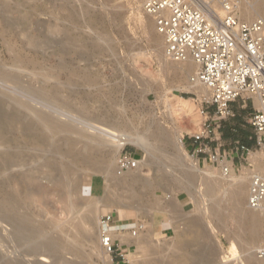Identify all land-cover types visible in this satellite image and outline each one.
Returning a JSON list of instances; mask_svg holds the SVG:
<instances>
[{"label":"rangeland","instance_id":"1","mask_svg":"<svg viewBox=\"0 0 264 264\" xmlns=\"http://www.w3.org/2000/svg\"><path fill=\"white\" fill-rule=\"evenodd\" d=\"M5 1L0 0L1 93L7 95L12 94L18 99L24 100L36 108L41 109L43 114L52 115L55 119L68 122L89 134L95 133L107 142L112 138L110 134L112 135L115 132H133L148 128L155 129L157 127L165 130L167 135L169 134V142L172 139L174 140V135L176 132H179L186 147L187 143L190 142V136L199 131L201 125L206 120L207 117L201 113V104L197 97L200 93L192 88L188 81L189 77L183 74L175 75L167 72L162 67V58L157 53L156 47H154L151 40V34L155 31L151 22H148L147 29L143 28L144 23L141 17H145L143 11L144 0H61V2L60 0H13L14 3L12 0ZM7 1L12 5V10L2 7L4 6V2L8 4ZM17 1L23 7L19 3L15 5ZM64 6H66L65 9ZM2 9L8 11H2ZM3 14H7L5 15L6 17ZM30 15L31 17H29ZM7 17H10L11 20L10 18L8 20ZM20 21H23V25ZM17 23L20 25H17ZM75 23H79L80 25ZM63 28L66 30H62ZM45 35L48 36L46 37ZM38 37H41L40 40H38ZM70 37L72 40H67ZM60 39L61 41H59ZM18 61L24 63L23 67L20 70L12 69ZM36 67H44L50 72L47 75H43ZM9 73H13L17 77V83H12L7 80ZM43 94L47 95V98ZM241 102L242 100L238 99L233 104L239 106ZM248 104L251 106L250 102ZM231 108L234 115L222 120L221 127L217 130L218 132L222 127L226 128V131H224L226 134L225 142H228L229 145L226 144L223 147L227 150L234 147V145L230 144V141L234 137L249 138L250 136H255L254 129L250 124L253 109H250L247 114L240 117V109L237 110L233 106ZM38 120H43V118L38 116ZM36 122L38 121L31 123L30 126L33 127ZM85 122H89L93 126L88 127ZM236 125L239 126L237 131L234 130ZM219 141L223 140L221 139ZM112 143L113 141L110 140L109 146L105 150L107 151V148L110 149V147L112 149L111 167H114V174L123 175L117 171V155ZM41 144L43 145L41 142L40 145L38 144L40 148H42ZM8 146L10 147V145ZM126 146L127 150L135 153L139 160L144 158L143 151L138 149L134 144L129 143ZM37 149H35V152H33L34 150L31 151V154L33 156L35 155L34 158H36L37 162L34 163V159L31 166L33 164L36 165H33L31 168L38 172V165L41 164L39 165L40 168L45 165L43 167L44 170L43 168H41L42 170L39 168V171H45L46 173L50 171L49 174L53 173L55 177L60 178L59 176L62 175V178L67 179L68 174L66 173L67 176L66 174V177L64 176L63 172H61V166L62 164L66 165L67 162L71 163L73 158L68 155L63 157L60 153L52 154L49 151ZM164 149L169 155L163 156L162 160L164 161L162 165L160 161L149 164L139 163V166L136 167L146 182L150 183L149 190H147L146 185V187L139 185L142 187H135L133 189L134 195L130 196L129 194H125L128 193V190L124 188L122 189L125 192L122 189L117 192L116 188H109L107 194L110 198L113 194L118 193L120 197L124 196L122 198L126 202L125 204H131L130 207L118 205L113 200H106L101 196V194H104L102 189L107 187V171H99L95 174L87 168L86 171L82 170L83 166L81 164L79 166L77 165L78 167L73 166L72 168L76 170V174L79 173L78 175L83 182L86 181L84 178L93 177V179L87 184H84L83 190L80 193L78 192L79 194L76 193L78 195L74 194L72 198L71 195L73 193H70L71 201L74 199L80 205L77 209H71V204L67 206L69 202L64 204L62 193L57 189L49 194L47 200L48 207L50 208L49 213H51V210L54 213L56 212V215L48 213L46 216V213L45 215L37 213L38 210L39 212L44 210L45 206L43 205V207L37 205V210L35 207L32 208L37 213H34V219L39 225H36L34 230L38 233L40 232L39 240H43L44 243L48 241H60V236H57L60 235L57 229L58 227H56V223L52 225V221L55 219L54 216H56L54 222L62 219L60 221L67 223V220L71 218L72 220L69 222L71 225L74 222L73 218L76 217L75 215L79 213V210L82 214L83 211L86 213L88 204L94 200H98L101 209L107 208L105 212L101 213L99 219L107 212L113 211L117 219H121L125 215V220L142 224L141 226L139 225L140 230L136 236H133L132 233L126 234V241L135 245L130 249L132 264L137 262L142 264H183L181 261L187 264H250L248 253L252 251V254H257L258 248H256L255 244L258 246L261 243L259 242L260 244H257L250 240L242 243L240 238L235 235L239 223L236 221L234 207H232L231 194L227 191L223 195L226 203H222L219 210L212 209L213 197L207 191L205 180V178L211 179V177H207L206 174H202L196 170L193 171L192 169L188 172L187 167H184L182 163L181 165L171 163L170 161H172V154L175 148L166 144ZM252 150L253 152L248 160L249 163L244 161L240 162L238 159H235L236 169L231 172L243 176L248 187L253 169L264 171V166L259 164V161L264 162V146L254 144ZM39 155L41 159L43 157L44 159L39 160ZM47 156L50 157H48L49 160L46 158ZM168 156H170V159ZM195 159L198 160V158ZM51 161H55L53 162L55 166L51 165L53 164ZM59 161L61 164H57ZM49 162L51 163L49 164ZM156 164H159V166ZM46 165L51 166L46 168ZM199 165L201 167H211L214 169L216 175L220 176L222 174V171L214 167L211 163L204 164L202 162ZM80 167L82 169L79 170ZM55 170L61 174L56 173ZM72 170L71 172H75ZM14 171H21V169L16 168ZM163 172L166 174V177L163 176ZM171 174L172 176H170ZM159 178H163L165 181L163 182ZM70 180L73 185L70 183ZM70 180L68 181L70 186L75 189H77L75 184L81 185V181L78 182L79 178L75 179L76 182L74 180L72 181L71 177ZM42 181L45 184L47 182L45 179ZM153 183L157 184L156 187ZM247 193L246 205L248 204ZM76 196H79V198L77 199ZM129 198L130 200H128ZM132 198L134 199L132 200ZM137 198L139 201L136 202ZM76 199L80 201L78 202ZM142 200L143 202H141ZM145 200L149 204L145 203L147 202ZM137 203H140L139 206L141 205V208ZM23 205L21 204V208H18L17 205L15 207L20 212L27 211L28 208ZM41 207L43 209L42 211L40 210ZM254 211L256 212V210ZM46 217L51 221L46 219ZM197 218H199V222ZM45 219L47 220L46 222H52L51 226L47 224L48 228H46ZM40 221L42 226L40 225ZM42 221H44V225ZM99 223L97 224L95 218L91 221L89 220L87 226L90 227L86 229L91 230L93 235L91 238L86 239L84 243L82 241V247L80 246V249H83V251L79 249L82 252L79 251L77 252L78 254L73 252L75 255L67 253L64 256L63 253L68 249L67 245L69 247L70 239H63L65 243L67 242L66 245L61 240L60 245L64 244V246L62 245L59 248L64 249H61L63 252V256L61 257L64 262L76 261L82 264H110L111 257H104V254L96 250V245L100 242ZM1 224V233H4V236H8L13 231V228L9 225L4 226ZM57 225L59 226V224ZM85 227L83 225L79 229L85 232L87 231ZM15 228L16 230L18 229L17 226ZM39 228L40 231L38 230ZM16 234L23 237L21 233ZM139 235L144 236L150 243L144 244L143 248L140 245L139 248L138 244L133 242ZM166 241L168 246L165 243ZM179 241L182 242L180 243ZM162 243L168 247L167 251L169 253L166 252L165 255L161 253H150V248L152 249ZM232 243L236 244L240 250L239 259L224 260L227 259L224 258L225 255L230 253L229 249L231 250L230 245H233ZM181 244L183 245V249ZM245 244H248L249 247ZM176 246H179V249H176ZM56 247L55 249H57ZM172 247L173 249H171ZM5 248L6 246H3V242L0 241L1 253L10 256L15 261V254L7 252L8 250ZM183 250L185 251L184 253H182ZM202 251L206 258L202 257L204 255ZM178 253L184 255H178ZM161 255L163 256L162 258L160 257ZM176 255L179 257L183 256L182 258L185 260L187 258L188 260L185 262ZM192 255L195 257L194 259ZM221 255L224 257L222 256L221 258ZM27 260L31 262L34 259L29 257ZM62 260L59 262L57 260V263H62ZM40 261L41 264L51 263V261L41 259Z\"/></svg>","mask_w":264,"mask_h":264},{"label":"bare ground","instance_id":"2","mask_svg":"<svg viewBox=\"0 0 264 264\" xmlns=\"http://www.w3.org/2000/svg\"><path fill=\"white\" fill-rule=\"evenodd\" d=\"M5 2H4V6H2V7L3 8L5 7L6 9L12 10V8H11L12 5L9 4L8 1H7L8 4ZM60 2H61V0H60ZM13 3H14V1H13ZM18 3L19 2L17 1V3H15V5ZM19 5H20V3H19ZM21 7H23V6H21ZM65 7L66 6H64V9H65ZM73 8H75V7H73ZM15 9L17 10V8H15ZM66 10H67V8H66ZM2 11H8V10L2 9ZM74 11L76 12V10H74ZM143 11L145 13V17L144 18L141 17V19L144 23L143 28L147 29L148 22H151V24L155 30L151 34V40H152V44L154 45V47H156L157 53L162 58L161 59L162 67L167 72H171L175 75H179V74L187 75V77H189L188 81L190 82L192 88H194L195 91L199 92L200 94L205 92L206 91L205 88L200 83H192V81H191V75L195 74L199 70V68H200L199 65L193 59H188L185 61H175V60L170 59L168 56H166L165 40H164L163 35L157 31L156 24H155L153 17L150 16L149 14H147L145 12L144 8H143ZM2 13H5V12H2ZM26 13H27V10H26ZM68 13H69V11H68ZM72 13H73V11H72ZM72 13H70V14H72ZM70 14H67V15H70ZM5 15H7V14H5ZM8 16H9V14H8ZM22 16H23V14H22ZM258 16L264 17V0H251L249 2H245L243 5V17L246 19H254L255 17H258ZM5 17H4V19H5ZM24 17H26V16H24ZM29 17H31V15ZM9 18H8V20H9ZM10 20H11V18H10ZM28 20H26V21H28ZM16 22H17V20H16ZM20 22L22 24L23 21H20ZM10 23H12V22L10 21ZM75 24L80 25L79 23H75ZM17 25H20V24L17 23ZM72 25H73V23H72ZM15 27H17V26H15ZM75 27H77V26L75 25ZM24 29H25V27H24ZM24 29H22V30H24ZM64 29L65 28H63L62 30H64ZM81 29H83V28H81ZM29 37H31V36H29ZM40 38L38 40H40ZM27 40H29V39H27ZM67 40H72V39L70 37ZM33 41H35V40L33 39ZM59 41H61V39ZM68 42H71V41H68ZM23 65H24L23 62L18 61L15 63V65L12 69H19L20 70L23 67ZM36 68H38L37 70H39L43 75H47L50 72L48 69H46L44 67H36ZM7 76H8L7 80H9L12 83H17V77L14 76L13 73H9ZM5 77H6V75H5ZM35 93H36V90H35ZM43 95L45 98H47V95H45V94H43ZM38 116L42 117L43 120H38ZM35 121H38V122H36V124L33 127H31L30 124L34 123ZM85 124H87L88 127L93 126L89 122H85ZM110 136H112V138H110L107 142L106 140L101 139L95 133L89 134V133L83 131L82 129L69 124L68 122L55 119L52 115L43 114L41 109L36 108L32 104L25 102L24 100L22 101L21 99H18L17 97H15L12 94L7 95V94L0 92V221L4 226L9 225L13 228V231L10 232L8 234V236H6V235L4 236L3 235L4 233L2 234L0 231V241L3 242V246H6L5 249L8 250L7 252L15 254V257H16V260L14 261L13 259H11L10 256H7V255L1 253V251H0V264H41L40 259L45 260V261H51L50 264H82V263H79L76 261H71V262L65 261L64 262L62 260L63 258L61 256H63V254L65 256V254H67V253L68 254H74L73 252H76L75 254H78L77 252H79L80 250L83 251V249H80V246L82 245V241L84 243V241H86V239L91 238L93 235L91 230H87L88 227H90V226H87L88 225L87 223L89 222V220L91 221L95 218L97 221V224H98L100 221L99 217H100L101 213L105 212L107 208L101 209V205L99 204L100 202L98 200H94L88 204V207H86L87 208L86 213H84L85 211H83L84 215L79 210V213H77L75 215L76 217L73 216L74 222L71 225L69 224V222L72 220L71 218L69 220H67L68 222L66 221L67 223L64 222L65 224L62 221H60L62 219H58L57 222H54V220L56 219V216H54V215H56L55 214L56 212L54 213L50 210V212L54 214L51 216L55 217L54 220L52 217H50L53 220L52 221L53 223L52 222L51 223H52V225L54 223H56V227H58L57 229L60 232V235H57V236L58 237L60 236L61 240L70 239L69 247L67 245L68 249L67 250L65 249L66 250V251H64L65 253H63L61 251V249H63V248H61V249L59 248L62 245L64 246V244L60 245V242H61L60 239H59L60 241L56 240L59 243H57L56 241H53V242H49V241L46 242L45 241L46 243H44L43 240H42L43 242L39 240L40 239L39 238L40 232L38 233L34 230V228H36V225H39V223L38 222H37L38 224L36 223V221L34 219V216H35L34 213L36 211L34 212V210L32 209L34 207L36 209L37 205H41V206L43 205V206H45L44 210L42 209V207H43L42 206L40 208V210L41 211L43 210V211L39 212V210H38L37 213H40L41 215H45V213H46V216H47V214L49 213V209H50L48 207V202H47L48 196L51 192H53L56 189L61 191L62 197H63L62 199L65 202L64 204H66V202H69V203H67V206L69 204H71V206H72L71 209L72 208L77 209L78 206L80 207V205L77 204V202H75L74 199H72V201H71L70 193H73L71 195V197L73 198L74 197L73 195L78 193V192L80 193V191L83 190L84 184H87L90 180L93 179V177H91V178H84L83 177L84 179H86V181L83 182L81 177L78 175L79 173L76 174L77 173L76 170H74L72 168L73 166L76 167L77 165L79 166V164H81L83 166V169L80 167L79 170L82 169V170L86 171L87 169H89L92 171V173H95V174H97L99 171L100 172H106L107 171L108 172L107 179H106V183H107L106 188L107 189L106 188L102 189L104 194H101V196L106 200H113L118 205H126V207H128V206L130 207L131 204L130 203L125 204L126 202L122 198L124 196L120 197V195H118V193L113 194V196H111V198H110L107 194L109 188L114 187L117 189V192H118V190L124 188V189L128 190V193H125V194H129L130 196L134 195L133 189L139 185H142V186L146 185L147 190H149L148 187L150 186V183L146 182L145 178L142 177L139 169H136V168L132 169L130 171L122 173L123 175H115L114 174V167H111L112 149L110 147V149L107 148V151L105 150V148L107 146H109L110 140L113 141L112 146L114 147V150H115L116 155H117L116 160H118V157H119L121 151L123 150V148L127 144L132 143L138 149L142 150L144 153L143 154L144 158L139 160V163H142V164L143 163L149 164V163H155V162L161 161L160 163L162 165V163L164 161V160H162L163 156L169 155L165 151L164 147L166 146V144L173 146V148H175V150H174V153L172 154L173 158H172V161H170L171 163H173V164L175 163L177 165H181V163H182V165H184V167H187L188 172L190 169H192L193 171L196 170L202 174H206L207 177L208 176L211 177V179L205 178V180H206L207 191L213 197L212 209H214V210L218 209L219 210V207L222 205V203H226V200H224L223 195L227 191L231 194L232 202H233L232 207H234V214L236 217V221L239 223L238 224L239 227L237 226L238 229L235 231V235L240 238L242 243H245L248 240H250L251 242H255L257 244L260 242L261 244L259 243L260 245H258V246L255 244L256 248H259L262 244H264V239H262V238H264V209L256 210V209L251 208L249 206V204L246 205V193L248 191L247 190L248 184H246L247 182L243 176H239V175H236L234 173H229L226 175L223 172H221L222 174H220V176H219V175L215 174L214 169H212L211 167H209V168L201 167L199 165L198 160L195 159L193 156H191L187 152L186 147L183 143V140L181 139L179 132L178 133L176 132V134L174 135L175 139L174 140L172 139L170 142L168 141L169 134L167 135L165 130L159 129L157 127H155V129L148 128L145 130H137V131H133V132L132 131L131 132H115L112 135L110 134ZM40 142L43 143V145H44L43 146L41 144L42 148L39 147ZM8 145H10V147ZM37 148L49 151L52 154L60 153L61 155H63V157L64 156L66 157L67 155L71 156L73 158L72 162L71 163L67 162L66 165L62 164L63 167L61 166V168H62L61 172H63L64 176L67 173L68 176L71 177L72 181L74 180L76 182L75 179L79 178L78 182L81 181V185L75 184V187L77 189L71 187L69 182H68L70 180V177L68 179L67 174H66L67 179H65V178H62L63 177L62 175H61L62 177L59 176L60 178H58V177H55V175H53V173L49 174L50 171H49V173L48 172L46 173L45 171L44 172L39 171V168H40L39 165H41L39 163H38L39 165L37 164L39 167L38 172L34 171L33 168H31V167L33 165H36V164H33L32 166H31V164L33 163L34 159H35L34 163L36 162V158H34L35 155L33 156L31 154L32 153L31 151L34 150L33 152H35V149H37ZM104 152H106V153H104ZM36 155H37V153H36ZM40 155H39V160L41 159ZM48 157L49 156H47L46 158H48ZM49 158H48V160H49ZM168 158L170 159V156H168ZM42 159H44V157ZM71 159H69V161H71ZM53 160H55V159H53ZM51 162H49V164ZM53 162H55V161H53ZM59 162L57 164H61V162L60 163ZM259 162H260L259 163L260 165L264 166L263 161H259ZM43 164H44V162H43ZM165 164H167V163H165ZM51 165L55 166L54 163ZM51 165H46L47 166L46 168H49ZM156 165L159 166V164H156ZM44 166L45 165H43V167ZM43 167H41V168H43ZM16 168H20L21 171H17V172L14 171ZM71 168L75 172H71V170H72ZM50 169H48V170H50ZM43 170H44V168H43ZM253 170H255V169H253ZM55 171H56V173H60V172H57V170H55ZM163 176L166 177V174L164 173ZM170 176H172V174ZM44 179L47 181L46 184L42 181ZM159 179H161V178H159ZM218 179H219V181H218ZM161 180H163V178ZM154 181L156 182V180H154ZM164 181H165V179L163 180V182ZM70 183L72 184L71 180H70ZM157 184H158V182H157ZM157 184H154L155 187ZM142 186H139V187H142ZM151 186L153 187L152 184H151ZM155 187H153V188H155ZM166 187H168V186H166ZM124 189H122V190H124ZM144 189L146 190V188H144ZM124 192H125V190H124ZM136 193H138V192H136ZM78 194H76V195H78ZM136 195H135V198H136ZM140 197H138V198L140 199ZM76 198L78 199L79 196L78 197L76 196ZM138 198H137L136 202L139 201ZM77 199H76V201L79 202L80 200H77ZM124 199H126V198H124ZM133 199L134 198H132V200ZM128 200H130V198ZM145 201H147V200H145ZM81 202H82V200H81ZM141 202H143V200ZM145 203L149 204L148 201ZM145 203H143V204H145ZM21 204H24L28 208L27 211H24V212L18 211V209L15 207V205H17L18 208H21ZM137 204L139 206L140 203H137ZM150 204H152V203H150ZM139 207L141 208V205ZM151 207H152V205H151ZM164 207H166V206H164ZM254 210H256V212ZM257 211H259V212L257 213ZM221 212H222V209H221ZM37 213H35V214H37ZM51 213H49V214H51ZM120 215H122V214H120ZM122 217L123 218H121V220L126 219L125 215H123ZM46 219H49V218L46 217ZM46 219H45V222L47 221ZM170 219L172 220V218H170ZM198 219L199 218H197V220ZM50 221L46 222V228H48L47 224H50V226H51ZM42 222L44 225V221H42ZM191 222H192V220H191ZM198 222H199V220H198ZM40 223H41V221H40ZM57 224H59V226ZM40 225L42 226V223ZM83 225L86 226L85 229L87 228L86 229L87 231H85V232H83L79 229L80 226H83ZM16 226L18 228L17 229L18 232H16L17 231L15 228ZM52 227H54V226H52ZM54 229H56V228H54ZM38 230L40 231V228ZM46 231H48V230H46ZM46 231H45V234H46ZM42 232H43V230H42ZM16 233H21L23 235V237H20ZM17 235L19 236V238ZM52 236H55V235H52ZM40 237H42V236H40ZM52 238H55V237H52ZM10 239H11V241H10ZM123 242H128V241H126V235H124V237H123ZM133 242L138 244L139 248H140V245H142L141 248H143L144 244L150 243L149 240L146 239L142 235L137 236L133 240ZM179 242L181 243L182 241H179ZM64 243H65V241H64ZM165 243H166V245L168 244L167 241ZM66 244H67V242L65 243V245ZM166 245L164 243H162L161 245H158V246L156 245V247H153L152 249L150 248V253H154V254L161 253L162 255L163 254L165 255V253L168 252L167 251L168 245L167 246ZM245 245L248 246V244H245ZM184 246H186V245L184 244ZM191 246H192V244H191ZM210 246H211V244H210ZM230 246H231V250L229 249L230 253L228 255H225V257L223 256L225 254V252L222 249L224 254L221 255V258H222V256L224 258H227V259L223 258L224 260L229 261V260L237 259L240 256V253H239L240 250L238 249V246L236 244H233ZM55 247L57 249H55ZM173 247H175V246H173ZM173 247L171 249H173ZM178 247L176 246V249ZM181 247L183 249V245ZM205 247H207V246H205ZM96 250H98L102 254H104L105 255L104 257H107V258L109 257V254L105 252V250L101 246L100 242L97 243ZM82 251H80V252H82ZM177 251H175V252L177 253ZM175 252H173V254H175ZM184 252L185 251L183 250L182 253H184ZM182 253H178V255H184ZM203 254H204V252H203ZM203 254H200V255H203ZM162 255L160 256L161 258L163 257ZM248 255H249L248 258H249L250 264H262V260L259 258L258 254H252V251H251L250 253H248ZM29 257H32L34 260L31 262L28 261L27 258H29ZM177 257H179V256H177ZM182 257H179V259ZM202 257L206 258L205 254ZM192 258L194 259L195 257L192 255ZM182 259L185 262H186V260H188L187 258H186V260L184 258H182ZM57 260H58V262L62 260V263H57ZM220 260H222V259H220ZM241 260H242V258H241ZM147 261L149 262V260H147ZM181 262L183 264H187V263H184L183 261H181ZM191 262H192V259H191ZM135 264H142V263L137 262Z\"/></svg>","mask_w":264,"mask_h":264},{"label":"built area","instance_id":"3","mask_svg":"<svg viewBox=\"0 0 264 264\" xmlns=\"http://www.w3.org/2000/svg\"><path fill=\"white\" fill-rule=\"evenodd\" d=\"M251 0H144L143 8L153 17L157 31L165 40V53L175 61L193 59L199 70L191 75L205 92L198 94L201 113L207 118L199 131L190 136L187 152L199 163H211L224 174L235 170V159L249 163L252 146L238 140L234 147L222 149L216 132L221 121L234 115L231 104L238 99L250 100L254 112L250 124L257 145L264 146V17H243V5ZM235 155V157H234ZM139 158L121 151L117 160L119 174L135 169ZM250 165V164H249ZM249 206L264 209V171L251 173L247 193ZM100 243L111 257L110 264H132L124 235L136 236L135 221L117 219L112 211L99 221ZM257 254L264 264V244Z\"/></svg>","mask_w":264,"mask_h":264},{"label":"crops","instance_id":"4","mask_svg":"<svg viewBox=\"0 0 264 264\" xmlns=\"http://www.w3.org/2000/svg\"><path fill=\"white\" fill-rule=\"evenodd\" d=\"M240 100H242V102L239 104V106L237 104H233L234 102L232 103L233 105L231 104V106L235 107L237 110L240 109L239 110L240 111L239 112L240 117H242L244 114H247L250 109H253L251 112V115H252L254 112V106L252 105L251 101L247 100V99H240ZM249 102H250L251 106H249V104H248ZM225 124H226V122H225ZM237 129H239L238 125L235 126L234 130L237 131ZM224 131H226V128L222 127L221 130L217 132L218 142L214 143V145H218L222 149H224L226 144L229 145L228 142H225L226 141V134ZM221 139L223 141H219ZM238 140H240L242 142H245V140L252 141L254 144H256V142H257V138H256V134H255V136H250L249 138H243V137L236 136V137H234V139H232L230 141V144L234 145L236 143V141H238ZM235 165H236V163H235Z\"/></svg>","mask_w":264,"mask_h":264},{"label":"trees","instance_id":"5","mask_svg":"<svg viewBox=\"0 0 264 264\" xmlns=\"http://www.w3.org/2000/svg\"><path fill=\"white\" fill-rule=\"evenodd\" d=\"M244 143L247 144V145H249V146H254V143L252 141L245 140Z\"/></svg>","mask_w":264,"mask_h":264}]
</instances>
